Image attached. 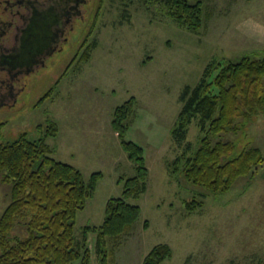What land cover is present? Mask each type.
I'll return each mask as SVG.
<instances>
[{"label":"rangeland","instance_id":"1","mask_svg":"<svg viewBox=\"0 0 264 264\" xmlns=\"http://www.w3.org/2000/svg\"><path fill=\"white\" fill-rule=\"evenodd\" d=\"M202 2L204 25L191 31L159 3L95 0L90 58L75 61L50 93L42 87L22 109L0 112V143L24 133L39 138L55 121L57 134L47 138L53 156L80 168L87 181L95 171L104 173L77 214L75 231L82 238L85 226L103 223L108 200L123 194L119 179L136 173L112 124L116 107L136 97L126 139L144 148L148 187L128 199L141 206V215L119 245L110 249L113 238L107 237L108 264H143L159 243L173 249L162 264H264V163L221 193L186 180L176 172L181 166L172 164L187 141L195 149L200 139L198 119L182 145L171 134L183 89L195 86L210 63L264 52V0ZM55 79H45V87ZM235 124L215 140H232L239 149L259 147L264 154V113ZM1 177L0 214L11 192ZM194 197L202 205L189 211L186 201ZM18 227L23 236L25 226ZM96 239L97 232H90L91 264H98Z\"/></svg>","mask_w":264,"mask_h":264},{"label":"trees","instance_id":"2","mask_svg":"<svg viewBox=\"0 0 264 264\" xmlns=\"http://www.w3.org/2000/svg\"><path fill=\"white\" fill-rule=\"evenodd\" d=\"M147 1L159 3L171 18L191 31L204 25L202 0ZM89 58L90 51L82 59ZM180 100L182 107L171 129L173 138L181 145L187 141L193 120L198 119L200 129L197 148L191 149L187 141L185 153L172 163L181 166L176 172H182L186 180L221 193L239 177L254 174L263 165L261 148L239 149L232 140L215 139L235 129L238 118L250 119L264 113V52L210 63L195 86L183 89ZM136 101L131 96L118 105L112 119L122 146L136 164V173L119 179L123 194L108 200L103 223L85 226L82 238L75 231L77 214L87 206L104 173L95 171L87 181L80 168L53 156L54 149L47 138L57 134L55 121L39 138L31 139L24 133L0 143L1 179L11 185L10 201L0 214V264H91L90 232H97L98 264H108L107 237L113 238L110 249L119 245L141 215V206L128 199L139 198L148 187L144 148L126 139ZM201 205L196 197L186 201L189 211ZM148 224L146 220L145 228ZM21 225L26 228L23 236L16 233ZM172 256V247L159 243L147 253L143 264H162Z\"/></svg>","mask_w":264,"mask_h":264},{"label":"flooded vegetation","instance_id":"3","mask_svg":"<svg viewBox=\"0 0 264 264\" xmlns=\"http://www.w3.org/2000/svg\"><path fill=\"white\" fill-rule=\"evenodd\" d=\"M30 8L18 16L0 8V112L20 110L40 88L58 79L91 47L95 0H16ZM8 0V7H15ZM6 7V6H5ZM7 10V9H6ZM78 63V62H77ZM56 77L45 87L44 80Z\"/></svg>","mask_w":264,"mask_h":264},{"label":"clouds","instance_id":"4","mask_svg":"<svg viewBox=\"0 0 264 264\" xmlns=\"http://www.w3.org/2000/svg\"><path fill=\"white\" fill-rule=\"evenodd\" d=\"M11 3L13 5H16L15 7H8V0H0V8H3L4 12H11L13 16H18L20 20H22L23 23L18 24V25H23L25 21L21 18L22 15H29L30 14V8L24 4V5H19L20 7H17L18 4L16 3V0H11ZM6 6V7H5ZM7 9V10H6ZM0 21H3L0 19Z\"/></svg>","mask_w":264,"mask_h":264}]
</instances>
